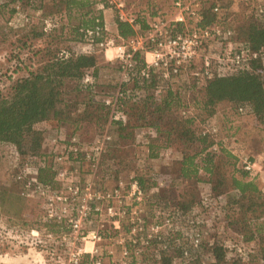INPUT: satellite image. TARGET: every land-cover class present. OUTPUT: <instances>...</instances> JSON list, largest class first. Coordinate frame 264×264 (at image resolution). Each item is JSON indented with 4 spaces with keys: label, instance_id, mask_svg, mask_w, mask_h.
Returning <instances> with one entry per match:
<instances>
[{
    "label": "trees",
    "instance_id": "trees-1",
    "mask_svg": "<svg viewBox=\"0 0 264 264\" xmlns=\"http://www.w3.org/2000/svg\"><path fill=\"white\" fill-rule=\"evenodd\" d=\"M244 1L253 4L255 0ZM18 2L22 7L30 4L32 7H39L46 22L41 31L33 28L31 35H27L28 38L22 43L28 54H33L30 60L34 56L39 57L32 63L34 67L31 65L26 75L16 79L8 94H0V141L14 144L23 161L42 154L45 141L42 123L56 121L54 128L73 127L81 134H84L81 130L84 125H94L99 131L103 130L108 122L110 108L97 94L96 79L102 55L79 53L76 47L84 42L86 28L103 26L105 37L116 43L135 35L136 29L132 23L117 16L118 34L108 35L104 22V9L109 7L108 0H51V3H47L48 0H40L39 3L30 0H5L1 7L5 8L10 3L14 6ZM171 5V14H174L173 0ZM217 5L223 8L220 4L204 0L201 25L228 21L227 13L218 14L214 11ZM159 10H152L151 19L155 16L169 18L168 13H159ZM14 12L15 9L12 8L11 16ZM139 13V22L143 27L148 26L150 18ZM258 17L261 19L255 20L251 15L231 27L235 33V41L245 44L252 51L261 52L263 56L254 60L250 69L225 71L213 61L214 77L200 87L196 82L193 83V94L189 99H184L180 90L171 81H165L160 72L151 70L150 77L143 79L141 84L138 79L132 81L131 93L126 91V84H123L124 95L119 101L127 120L113 122L117 124L122 144L128 148L129 153L137 145V128H149L157 132L156 138L147 143L149 157H158L163 149L168 148H176L181 153L180 160L174 161L168 171L171 173L170 178L174 175L178 182L189 187V197L186 193L177 191L180 210H190L199 198L200 184L207 183L214 197L225 200L224 211L229 219L233 213L241 214L228 224L235 222L240 225L242 242L239 250L243 248L245 252L242 253L249 256L247 262L231 255L235 250L232 249L234 245L204 241L201 247L211 253L210 264H249L248 261L264 264V194L260 183L256 176L238 166V158L223 142L217 143L212 135L200 131L197 124L199 118L205 120L213 117L220 108L225 122L232 123L237 116L245 113L251 115L255 127L264 132V15ZM74 18L80 20L75 21ZM29 25L31 23L27 27ZM182 26L181 23L176 24L178 30H182ZM12 27L18 28L14 25ZM57 30L60 32L56 33ZM61 37V41L57 42ZM36 40L40 41L35 43ZM139 64L143 65L142 60ZM90 69L94 70L95 77L91 82H86L85 77ZM85 89L90 91L89 100H79V92ZM189 105L196 109V114L184 112V108ZM241 107L248 109L241 112ZM243 126L244 123H241L237 129L241 130ZM106 174L107 179H116L118 171L110 169ZM41 176L44 180L52 178L46 171H42ZM148 176H139L141 186L146 189L151 186ZM171 194L172 190L168 187L154 193L161 198ZM29 201L31 199L21 196L17 184L0 183V207L4 211L19 214L25 210ZM39 222L45 227L44 231L37 228L42 231L39 243L48 248L51 245H47V235L54 229V225L48 223L43 216ZM173 246L174 251L163 253L161 264H172L174 259L182 256L180 244ZM196 263L202 264L199 258Z\"/></svg>",
    "mask_w": 264,
    "mask_h": 264
},
{
    "label": "rangeland",
    "instance_id": "rangeland-1",
    "mask_svg": "<svg viewBox=\"0 0 264 264\" xmlns=\"http://www.w3.org/2000/svg\"><path fill=\"white\" fill-rule=\"evenodd\" d=\"M4 1L0 0V94L6 95L10 92L16 79L26 75L30 66L34 65L32 63L38 60V56H34L30 60V56H33V54L29 55L27 48H24L22 43L24 39L28 38L27 35H31L33 28L41 31L46 22L43 19L41 9L39 7H32V4H30V6H23V10L30 16L29 24L31 23V25L27 27L26 24L16 29L11 28V25H13L12 19L15 15L14 12L11 16V10L12 8L15 9L16 3L14 6L10 3L5 8H2L1 5ZM37 1V3L40 2V0ZM124 1L125 7L123 8V12L126 16L135 15L139 17V12H141L144 15L146 14L150 18L149 22H151L153 19H151L152 10L157 11V9H160L159 13H163V11L164 13H168L169 18L167 17V19L172 18L174 15L171 14L173 11L171 0ZM209 1L222 5V13H227V22L216 23L223 29L233 30L231 27H235L239 22L247 19L251 15L255 20L261 19L258 17L256 11V5L258 6L260 3L258 0L254 1L253 4H247L244 0ZM49 2L51 3V0H48L47 3ZM109 8H111V15L107 16L106 21L109 24V28L106 27V30L108 35L113 36L115 34L111 25L114 24V19L117 16L120 19L121 17L120 10L116 7H107L104 11ZM73 20L77 21L80 19L74 18ZM59 32V30L56 31V33ZM49 38L46 37V39ZM62 38H59L57 42H60ZM39 41L36 40L35 43ZM231 42L233 44L236 42L239 43V41H235V33L226 42L214 39L212 45L208 46V54L213 57V61H216L217 57L221 55H226L232 46L234 47V45H230ZM86 43V39L84 38V42L76 47V51L79 53H90ZM91 53L102 55L99 75L96 79L98 84L97 94L101 96V100L104 103H106V98L115 99L117 97L114 100L116 106H111L106 103L110 108V114L103 130L99 131L94 125H84L81 128L84 131L83 135L89 139L103 131H109L113 137L111 145L104 153L98 166L99 184L102 187L112 188L122 181L125 187H127L131 181H139V176L143 174L149 175L148 177H150L151 183L149 189L141 186L145 194L141 203L128 200V203H131L132 206L138 209L140 213L139 217L142 219V221L138 220V230L135 233H131L133 225L131 226L128 220L124 222L119 231L111 227V224L107 221L102 222L103 226H95L103 228L109 234L116 236V239L104 243L103 250L105 253L114 250L113 258L120 260L122 259V246H127L132 254V257H130L131 264H161L163 253L174 251L175 248L173 245L180 244L182 256L174 259L172 264H197L196 260L198 258L202 264H210L212 262L211 253L204 250L201 244L204 241H210L211 243L219 241L227 245H234L232 249L235 250H233L231 255H235V258L241 259L240 261L246 260L247 262L249 256L242 253L245 252L243 248L241 249L242 251L239 250L242 242L240 225L235 222L231 225L228 224L231 219H236L241 214L233 213L229 219L224 211L225 200L214 197L209 184H200L199 198L190 210L183 212L178 208L180 198L176 195L177 191L183 194L186 193L187 197H189L190 191L189 187L182 182H178L173 177L174 175H172V178L169 176L171 175L168 172L170 171L171 164L181 158V153L176 148L163 149L158 157H149L148 140L150 141L157 136V132L153 129L136 130L137 145L134 147L133 152L129 153L128 148L123 146L118 133V126L113 123L115 119L112 118V113L114 108L122 109L118 95L124 93L122 88L123 84H126L124 85V88H127L126 91L131 93L133 87L132 81L134 80L126 81L123 79L120 63L115 58L114 60L108 58L112 56L111 53L106 56L104 51H99L97 48L92 50ZM88 73L94 79V70L90 69ZM191 77L190 74H184L170 80L162 78L165 81H171L174 87L180 90L183 98L189 99L193 94L191 93L193 90L191 86L195 83V80ZM206 82L202 81L198 86L200 87ZM142 91L140 90V92ZM89 98L90 91L86 89L78 94L79 100L88 101ZM186 111H189L191 114H196V109L192 105L184 108V112ZM242 114L244 115L237 116L232 123H227L225 122L223 111L219 108L213 117L205 120L199 118L197 120L198 128L200 131H204L205 128H216L217 132L212 135V138L217 143L223 142L225 147L237 146L248 157L255 159V157H258V150H264V132H260L255 127L251 115ZM55 123L56 121H49L48 124L41 125V128L45 131V137L53 133L55 129L53 125ZM241 123H244V126L241 130H238L237 127ZM65 128L69 132L75 131L73 127ZM217 145L215 148H217ZM124 150L126 151L125 154ZM16 161L17 158L13 154L12 149L0 144L1 184L11 185L14 183L11 173L13 164ZM238 166L240 168L242 167L239 161ZM258 166L263 169V173L256 177L258 179L257 181L262 184L261 190L264 193V166L260 163ZM110 169L113 171L116 169L118 171L116 179H107L106 173H109ZM163 187H168L172 190L171 196L167 195L165 198H161L158 195H154V193ZM41 216L44 217L42 201L40 199H31V201L27 202L25 210L19 214L6 212L0 207V264H62L64 262L65 258L55 257L56 254H49L50 251H62L64 249L61 241L48 239L47 245L51 246L46 248L35 240L36 236L33 235V231L39 227L43 231L45 230L44 224L39 222ZM53 228L52 233L56 235L60 234L58 226L54 225ZM41 233L42 231L40 230ZM197 236L199 238L198 242L194 240ZM133 240H136V243ZM177 248L179 249V247ZM248 263L255 264L252 261H248Z\"/></svg>",
    "mask_w": 264,
    "mask_h": 264
},
{
    "label": "built area",
    "instance_id": "built-area-1",
    "mask_svg": "<svg viewBox=\"0 0 264 264\" xmlns=\"http://www.w3.org/2000/svg\"><path fill=\"white\" fill-rule=\"evenodd\" d=\"M258 1L260 3L256 5V11L262 16L264 0ZM108 3L109 7L120 10L121 19L134 25L136 34L116 43L105 37L103 26L97 25L84 30L86 46L89 52L97 48L104 51L106 56L109 49H114L115 59L120 63L122 76L126 81L138 79L141 82L150 77L151 70H155L166 80L190 74L197 84L206 82L214 77L213 57L208 54V46L212 45L214 39L226 42L234 35L233 30L223 29L217 24L201 25L204 0H173V17L167 19L155 16L146 28L135 15H125L124 0H108ZM214 11L221 14L222 8L217 5ZM29 22L30 16L18 2L12 24L23 27ZM177 23L183 25L182 30H178ZM230 45L234 47L226 55L216 59L220 69L225 71L250 69L254 60L263 58L261 52L252 51L243 43L231 42ZM140 60L143 62L142 66L139 64ZM92 80V76L87 73L85 81ZM123 95L124 93H120L118 98ZM115 99L105 100L108 105L116 106ZM247 109L241 107L240 111L246 112ZM112 118L127 120L121 108H114ZM203 132L214 135L217 129L205 128ZM112 140L109 131L100 132L89 139L76 131L69 132L63 126L56 127L52 134L45 137L42 154L23 161L14 144L0 141V144L10 147L17 158L11 177L18 185L21 196L40 199L44 219L59 227L60 234L50 232L47 237L61 241L64 249L50 251L49 254L65 258L62 264H131L132 254L127 246H122L120 260L113 258L114 250L105 253L104 243L116 239V236L103 228L95 227L103 226L102 222L107 221L119 231L128 220L133 225L131 233H135L138 230V220L142 221L138 209L128 203V200L141 203L144 199L145 194L138 180L131 181L127 187L122 181L112 188L99 184L98 166ZM226 148L238 158L241 168L254 176L263 173L258 162L244 154L240 148ZM42 171L50 173L52 178L44 180ZM33 235L37 242H41L39 230H34ZM194 240L198 242V236ZM133 242L136 243V240Z\"/></svg>",
    "mask_w": 264,
    "mask_h": 264
},
{
    "label": "crops",
    "instance_id": "crops-1",
    "mask_svg": "<svg viewBox=\"0 0 264 264\" xmlns=\"http://www.w3.org/2000/svg\"><path fill=\"white\" fill-rule=\"evenodd\" d=\"M171 3H172V0H171ZM111 15V8H109V9H106L105 11H104V22H105V26L107 27V28H109L108 27V23H107V16H110ZM114 24L113 25H111L112 26V29H113V32H114V34L116 35V34H118V26H117V22H116V18L114 19V22H113ZM147 27V26H146ZM146 27H144V28H146ZM109 53H111L112 54V56L111 57H108L110 60H114V58H115V50L114 49H109L108 50V54ZM43 124V123H42ZM147 129H149V128H137L136 130H141V131H143V130H147ZM148 142H149V140H148ZM249 145H251V144H249ZM259 151H261V152H259ZM264 150L263 149H259L258 150V157H255V159H256V161L258 162V165H259V163L262 165V166H264V152H263ZM254 159V160H255ZM260 186H261V188H262V184H260ZM263 190H264V188H263ZM264 194V193H263Z\"/></svg>",
    "mask_w": 264,
    "mask_h": 264
}]
</instances>
